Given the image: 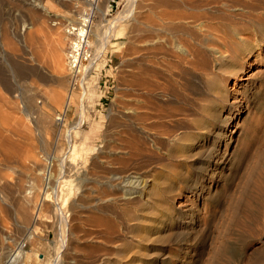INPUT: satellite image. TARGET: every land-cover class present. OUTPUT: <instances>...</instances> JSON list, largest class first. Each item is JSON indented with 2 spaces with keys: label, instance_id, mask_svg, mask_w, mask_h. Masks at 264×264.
Listing matches in <instances>:
<instances>
[{
  "label": "rangeland",
  "instance_id": "rangeland-1",
  "mask_svg": "<svg viewBox=\"0 0 264 264\" xmlns=\"http://www.w3.org/2000/svg\"><path fill=\"white\" fill-rule=\"evenodd\" d=\"M101 1L91 20L98 37L92 36L89 53L81 51L80 63L70 68L67 57L76 37L66 39L65 30L89 10L84 0H0V73L6 78L0 80V105L5 124L18 127V193L35 181L39 204L54 186L64 219L73 220L76 230L68 240V222L49 207L48 197L37 235L30 237L19 224L16 201L0 197V264L17 246L15 264H264V0H241L246 16L239 20L252 37L250 50L256 49L255 34L263 41L261 56L240 50L242 66L230 63L225 70L211 48L217 43L198 45L202 33L195 24L190 25L199 40L176 33L155 39L171 37L190 54L171 49L164 58L143 48L136 54L134 19L143 22L148 13L153 19L163 9L160 0ZM219 6L206 8L219 17L206 22L209 29L228 13ZM182 22L187 26L188 20ZM20 64L46 71L48 82L12 77V67ZM61 77L72 82L66 84L71 89L57 87ZM81 113L83 122L75 129ZM47 161L51 183L50 175L45 182L37 175ZM6 171L0 178L14 184L15 176ZM133 178L144 183L135 187ZM63 179L70 181L65 185ZM85 193L92 199L80 208Z\"/></svg>",
  "mask_w": 264,
  "mask_h": 264
},
{
  "label": "bare ground",
  "instance_id": "bare-ground-1",
  "mask_svg": "<svg viewBox=\"0 0 264 264\" xmlns=\"http://www.w3.org/2000/svg\"><path fill=\"white\" fill-rule=\"evenodd\" d=\"M86 5H88L89 7V10H86V11H83L82 13V10L79 11V13L82 15H79V21L75 23V25L73 24L74 27H68L66 28L65 30V34H66V39H70L73 38V36H75L76 38L72 40V44H71V51L68 53V65L70 68H72L73 66H76L77 63H80V60H79V56L82 55L83 51L85 53H87L88 51L91 50L92 48V45L94 43V40H92V36H95L96 38L98 37V34L95 33V30H94V27H93V24H92V16L94 14V11H101V2H99L96 6H94V3H92L93 0H84ZM155 2V1H154ZM33 5H34V2H32ZM143 3V2H142ZM153 3V1H152ZM148 4V3H147ZM162 6V11L161 12H158L156 13L157 17H158V20L156 21V17L154 19V15L153 16V19H152V16H150V14L148 13L144 19L143 22H141L139 19H134V26H133V29H134V32H137V36H136V40H135V44H136V48H137V51H136V54L137 52H139L138 50L143 48V50L147 53H150V54H158V55H163V57H167L170 55L169 53L171 52V49L172 51L174 52L175 50L174 49H177L176 51L177 52H180L182 54H190V52L192 51H188L186 50L185 48H183L182 46V43H178L177 42H172L171 40V37L169 39L166 38L165 42H160V41H156L155 39L157 40H161L163 37H165V35L169 34L170 36H175V33H176V36L177 34L180 36H184V35H187L191 40H193L195 37H197L195 35V31L193 32V29L191 27L190 24H195L194 26H196L197 28H199V33L201 32L202 33V36H200V38L202 37V40L200 39V44L199 41H198V45H201L202 47H204V49H208L207 48V43L210 42V41H213L215 43H217V48H216V45H215V50L213 49V47H210L212 48V51L214 52V55H216L215 57L217 58L218 62H219V67L221 69H226V65L227 64H230L232 63L233 67L235 68H238L239 66H242L240 65L241 61L244 60L243 58H241V55H238L239 51L241 50L242 52H246L248 51L251 56L252 54V57H257L259 58L261 56V45L263 43V41H261L259 38H258V35L255 34V47H256V51L257 52H254L252 50H250V44H251V36H248L244 33V24H241V22L239 20H242L244 21V17L246 16L244 13V10L242 8H240V5H242V1L241 0H160V3ZM220 5L226 12V17L225 18H220L221 19V22L219 23L220 25L217 26L216 28H212V29H209L206 27V22H210V21H216L219 17L217 18H214V15L212 14L213 12H211V14L208 12V6L210 7V5L214 6V5ZM40 8H43L44 9V5L42 4H39ZM219 6V7H220ZM238 6V8H236ZM243 6V5H242ZM133 7V6H132ZM156 7V6H155ZM218 8V6H216ZM220 7V9H221ZM148 8V7H147ZM152 8V7H151ZM160 8V7H159ZM213 7H211L212 9ZM215 8V7H214ZM213 8V9H214ZM243 8H246V6L244 5ZM156 9V8H155ZM210 9V8H209ZM210 9V10H211ZM150 12L152 11V9L149 10ZM85 12V14H84ZM154 12V10H153ZM152 12V13H153ZM78 13V11H77ZM78 13V14H79ZM122 13V12H121ZM209 13V14H208ZM155 14V13H154ZM223 14V13H222ZM124 16V15H123ZM129 17V16H128ZM136 17V16H135ZM248 18L250 19L249 22H251V18L250 16H248ZM133 19V18H132ZM188 20L187 22V26L186 24H184V22L182 21H186ZM76 21V20H75ZM199 23L198 25H196V23ZM178 23V24H177ZM57 24V23H56ZM25 26V25H24ZM42 26V25H41ZM186 26V27H184ZM190 26V27H189ZM52 27L55 28V26L52 25ZM115 28V27H114ZM195 28V27H194ZM27 29V28H26ZM60 29V28H57V30ZM132 29V30H133ZM46 30V29H45ZM54 30V29H53ZM56 29L54 30V33L55 35H58L56 34L55 31H57ZM61 30V29H60ZM59 30V32H60ZM197 30V29H196ZM62 31V30H61ZM246 31V29H245ZM51 32V30H50ZM49 32V33H50ZM133 32V31H132ZM141 32V33H140ZM198 32V31H197ZM7 33V32H6ZM58 33V31H57ZM63 34V33H62ZM135 34V33H134ZM172 34V35H171ZM169 35H167V37H169ZM4 36V35H3ZM59 36V35H58ZM177 36V37H179ZM195 36V37H194ZM62 37V36H61ZM60 37V38H61ZM176 37V38H177ZM59 38V37H58ZM134 38V37H133ZM175 38V37H174ZM198 38V37H197ZM4 39H6V37H4ZM9 39V38H8ZM63 39V38H62ZM61 39V40H62ZM10 40V39H9ZM133 40V41H134ZM175 40V39H174ZM197 40V39H196ZM199 40V38H198ZM8 41V40H7ZM69 40H67L68 42ZM142 41H145L146 44L145 46H139L138 43L142 42ZM162 41V40H161ZM197 42V41H196ZM27 43V42H26ZM63 43V42H62ZM65 43V42H64ZM165 43V44H164ZM212 43V42H211ZM211 43H208V44H211ZM12 44V43H11ZM57 46H58V43L56 42ZM204 46H203V45ZM60 45V52H63V47L64 46H61ZM192 45V44H191ZM195 45V44H194ZM207 45V46H205ZM9 46V44H8ZM55 46V47H57ZM169 46V47H168ZM190 47V46H189ZM201 47V48H202ZM206 47V48H205ZM145 48V49H144ZM191 48V47H190ZM57 49V48H56ZM134 49V48H133ZM200 49V48H199ZM136 50V49H135ZM196 50V49H195ZM6 51V50H5ZM82 51V52H81ZM143 51V52H144ZM54 52H56L54 50ZM142 52V50L140 51ZM200 52V51H199ZM254 52V53H252ZM82 53V54H81ZM89 53V52H88ZM176 53V52H175ZM196 53V52H195ZM198 53V52H197ZM201 53V52H200ZM57 54V53H56ZM246 54V53H245ZM256 54V55H255ZM33 55V54H32ZM86 55V54H85ZM174 55V54H172ZM255 55V56H253ZM34 56V55H33ZM56 56V55H55ZM138 56V55H137ZM177 55H175L174 57H176ZM180 56V55H179ZM183 56V55H182ZM198 56V55H197ZM211 56V55H210ZM246 56V55H245ZM61 58V63H62V67L61 65H59L61 67V69L63 70V60H64V57L62 54H59V56ZM172 57V56H171ZM190 57V56H189ZM199 57V56H198ZM203 57V56H202ZM5 58V57H4ZM94 58V57H93ZM170 58V56H169ZM25 60V59H24ZM59 60V59H58ZM169 60V59H168ZM200 60V59H199ZM236 60H240L239 63L236 61ZM57 61V60H56ZM60 61V60H59ZM94 61V60H93ZM181 61V60H180ZM203 61V60H202ZM249 61V66L252 65V62ZM261 62H263V60H260ZM83 62V61H82ZM200 62V61H199ZM211 62V61H210ZM217 62V63H218ZM27 63V62H26ZM58 63V62H57ZM198 63V62H197ZM204 63V62H203ZM214 63V62H213ZM234 63V64H233ZM191 64V63H190ZM24 65V64H23ZM23 65H18V69H15V66L12 67V77H17L18 75L22 78V80H29L30 78L34 77V79L36 78L38 81L40 82H43V83H46L48 82V73L45 71L44 73H39L38 72V68L35 69V67L29 69ZM67 65V63H66ZM79 65V64H78ZM92 65H93V62L88 64L87 67H84V71H89L91 68H92ZM193 65V64H192ZM210 65V64H209ZM197 66V65H196ZM208 66V65H207ZM58 67V68H60ZM67 67V66H66ZM14 68V69H13ZM83 68V67H82ZM169 68V67H168ZM194 68V67H193ZM210 68V67H209ZM177 69V68H176ZM201 69V68H200ZM220 69V70H221ZM1 70V69H0ZM57 69H55L56 71ZM179 70V69H178ZM233 70V69H232ZM64 71V70H63ZM69 71V69H68ZM219 71V70H218ZM2 72V70L0 71ZM58 73L62 72L59 70L57 71ZM174 72V71H173ZM220 72V71H219ZM68 72H66L67 74ZM225 73L226 75V72H223ZM232 73L234 74V76L238 79H241L239 81H242V77H240V70H236L235 72L232 71ZM65 74V73H64ZM69 74V73H68ZM220 74V73H219ZM61 75V73H60ZM63 75V73H62ZM71 75V73H70ZM4 76V74H3ZM1 73H0V80L4 81V78ZM56 76V75H55ZM64 76V75H63ZM68 75H66L67 77ZM77 76V75H76ZM75 76V77H76ZM79 76V75H78ZM175 76V75H174ZM69 78V77H67ZM66 78V79H67ZM78 78V77H76ZM80 78V77H79ZM35 79V80H36ZM59 79V78H58ZM64 77H61L60 80H56V84H57V87L59 89H64L66 88L65 86H68L66 85L67 83H71V81L69 82H66L65 83V80ZM70 79H73L70 78ZM141 79V78H140ZM53 81H55L54 78H52ZM51 80V81H52ZM77 80V79H75ZM19 81V80H18ZM50 81V80H49ZM79 81V80H78ZM138 81V80H137ZM29 82V81H28ZM154 82V81H153ZM224 82V81H223ZM52 83V82H51ZM54 83V82H53ZM69 83V84H70ZM74 83V82H73ZM3 84V83H2ZM9 84V83H8ZM28 84V83H27ZM37 84V83H36ZM75 84V83H74ZM214 84V83H213ZM42 85V84H40ZM218 85V84H217ZM6 86V85H5ZM9 86V85H8ZM55 86V85H54ZM72 86V85H71ZM216 86V85H215ZM70 87V86H68ZM139 87V86H138ZM167 87V86H166ZM212 87V86H211ZM56 88V87H55ZM75 88V87H74ZM214 88V86H213ZM69 89V88H67ZM71 89V87H70ZM69 89V90H70ZM69 90H66V91H69ZM131 90V89H130ZM166 90V89H165ZM71 93H72V96L75 94L74 90H70ZM69 91V92H70ZM74 91V92H73ZM133 91V90H132ZM136 91V90H134ZM141 91V90H140ZM61 91L59 90V95H61L60 93ZM143 92V91H142ZM165 92V91H163ZM70 93V94H71ZM74 93V94H73ZM136 92H134L135 94ZM47 94V93H46ZM69 94V96H70ZM138 94V92H137ZM136 94V95H137ZM159 94V93H158ZM166 94V93H164ZM77 95V94H76ZM1 96V95H0ZM58 96V94H57ZM63 96V95H61ZM68 96V97H69ZM72 96L70 97L72 99ZM84 97V100H85V94L82 95ZM81 96V97H82ZM135 96V95H133ZM48 97H50V95H48ZM59 97V96H58ZM80 97V99H81ZM137 99L139 96H136ZM135 97V98H136ZM149 97V96H147ZM2 98H4L2 96ZM146 98V97H145ZM140 99V97H139ZM147 99V98H146ZM154 99V98H152ZM168 99V98H167ZM70 100V99H69ZM73 100V99H72ZM150 100V99H149ZM81 101V100H80ZM135 101V99H134ZM139 101V100H138ZM71 102V101H70ZM72 102H75V100H73ZM84 102V101H83ZM149 102V101H148ZM154 102V101H153ZM4 103V102H3ZM57 103V102H55ZM59 103V102H58ZM57 103V104H58ZM130 103V102H129ZM146 103V102H145ZM144 103V105H145ZM151 103V102H150ZM61 104V103H60ZM73 104V103H72ZM4 105V104H3ZM66 105V109H68L67 107L69 106V104H65ZM71 105V104H70ZM146 106H149L147 105L146 103ZM5 110V109H3ZM2 110L1 112V105H0V157L2 158L1 161H0V170L4 169L7 170V171H11L13 175H11L10 173V176L14 178L15 180V183L12 184L10 182L9 185L8 183L5 181V179H2L0 178V193H1V196L2 197V200L1 202L4 201V198L6 201H8L9 199L12 198V201H16L14 204V211L16 213V215L20 218V222L19 224H21V227H23V229L25 230L24 232H26L30 237H32L33 235L36 234V226L37 224H39L42 220V218L44 217V211H45V207H47V204L45 203L46 201H48V197H51L52 199V202L49 205L50 208H53L54 210L57 209L56 213L58 212L59 214V217L61 216V218L63 217V220H65V222L67 223L68 225V234H69V239L70 240V237L73 236L75 237V233L73 228L71 227L70 223L71 221L73 220H68L66 217L64 219V214H62L63 212L60 210L59 206H58V201H61L60 199V195H56V190L54 189V186H53V190L50 194H46L47 197H44V195H42L44 198H42V202L41 203H36L35 202V192H37V186L34 185L35 184V181H30L29 183V186L26 185V187L20 191V193H18V169H17V166H18V139L17 140H14L13 137H17L18 138V127L16 125H9L8 126L5 124V122L3 121L2 117L4 118V116L2 115V113H4V111ZM133 110V109H132ZM64 111V110H63ZM85 111V109H84ZM37 112H40V115H41V111H37ZM67 111L65 110V112L63 113H66ZM81 112H83V109L81 110ZM120 112V111H119ZM154 112V111H153ZM132 113V112H131ZM130 113V114H131ZM134 115L136 114V111L134 109L133 111ZM132 113V115H133ZM143 113V112H142ZM166 113V112H165ZM5 115H7V113L5 112L4 113ZM38 114V113H37ZM138 114V113H137ZM153 114V113H152ZM168 114V113H167ZM38 115V116H40ZM43 115V114H42ZM84 114L81 113V116H80V120L77 121V125L74 127L75 129H79L81 127V124L83 122V116ZM44 116V115H43ZM166 116V115H165ZM46 117V116H45ZM133 117V116H131ZM6 118V117H5ZM42 118V116H41ZM40 118V119H41ZM43 119V118H42ZM60 119V118H59ZM58 119V120H59ZM123 120V119H122ZM129 120V119H128ZM48 121V120H47ZM45 123V121H44ZM153 123V122H152ZM43 124V123H42ZM43 127V126H42ZM51 128V127H50ZM148 129V128H147ZM39 131V130H38ZM73 132V131H72ZM71 132V133H72ZM73 134V133H72ZM73 136V135H72ZM69 137V136H68ZM149 138V137H148ZM57 139V138H56ZM69 139V138H68ZM17 141V142H16ZM69 144V147L70 149L72 150V148L74 147V139H70V140H67ZM71 141V142H70ZM63 142V141H62ZM155 142V141H154ZM61 143V142H60ZM76 147V146H75ZM150 147V146H149ZM161 147V146H160ZM69 149V150H70ZM47 160V159H46ZM50 160V158H49ZM56 160L55 162L57 163V161L59 162H62V159L59 160V157H54L53 158V161ZM43 162V161H42ZM52 163L50 162H45V164H42L41 167V171L39 173H37L38 177L41 178V180L43 179V181L45 182L47 180L46 176H48V174L50 175L52 172L50 171V168H51V165ZM54 164V163H53ZM65 164V162H64ZM17 165V166H16ZM56 165V164H55ZM59 165H61L63 167V165L60 163ZM54 166V165H53ZM37 168H38V165H37ZM64 168V167H63ZM4 171H0L1 174L4 173ZM6 171V172H7ZM67 171V170H66ZM69 171V170H68ZM3 172V173H2ZM8 173V172H7ZM62 173V172H61ZM70 173V171L68 172ZM9 175V174H8ZM7 175V177H8ZM52 175V174H51ZM49 176V182L51 183V178L52 176ZM67 175V174H66ZM54 177V176H53ZM62 178V177H61ZM8 180V178H6ZM38 179V178H37ZM37 179H34V180H37ZM134 180H132V183L131 181H129L132 185H134L135 187H139L142 183H144V180H141L140 178H133ZM131 180V179H130ZM60 181V180H58ZM70 180L68 179H63V183H65V185H67L69 183ZM127 181V180H126ZM39 182V181H37ZM53 183V182H52ZM12 184V185H11ZM56 184V183H55ZM61 184V183H60ZM129 184V183H127ZM45 185L48 186V182L45 183ZM130 185V184H129ZM137 185V186H136ZM118 186V185H117ZM59 188V187H58ZM45 192V191H44ZM128 195H133L134 193L132 192H127ZM20 195V196H18ZM51 195V196H50ZM56 195V196H55ZM41 196V194H40ZM18 197L20 199L21 202H19V205H18ZM127 197V196H126ZM130 197V196H129ZM132 197V196H131ZM7 198V199H6ZM97 198V196H96ZM91 197L89 196V194H82V198L80 199L82 202H80V200H78L80 202L79 205H76V206H79L80 208L85 205L86 203H89L88 201L91 202ZM50 200V199H49ZM68 200V199H66ZM10 201V202H12ZM40 201V200H39ZM62 202V201H61ZM67 204H69V200L68 202L65 201ZM64 202V203H65ZM6 203V202H5ZM60 203V202H59ZM93 203V202H92ZM10 206V205H9ZM65 206V205H63ZM12 207V206H11ZM12 209V208H11ZM62 209V207H61ZM13 213V212H12ZM77 213V212H76ZM75 213V214H76ZM74 214V215H75ZM2 216V215H1ZM79 216V214L75 215V217L73 218L74 220L76 219L77 220V217ZM17 217V218H18ZM79 218V217H78ZM72 219V218H71ZM98 219V218H96ZM116 219V218H115ZM68 220V221H67ZM96 221V220H95ZM99 222V221H98ZM107 223V222H106ZM73 224V223H72ZM110 225V223H108ZM121 225V224H120ZM118 226V225H117ZM20 227V226H19ZM79 227V226H78ZM100 228V227H99ZM115 229V228H114ZM76 231V230H75ZM109 231V230H108ZM115 231V230H114ZM38 232V231H37ZM78 232V231H77ZM81 232V231H80ZM37 235V234H36ZM26 238V237H25ZM80 239V238H79ZM104 240V239H103ZM75 241H78L75 240ZM74 241V242H75ZM106 241V240H105ZM109 241V240H108ZM76 245V244H75ZM74 245V246H75ZM72 246V243L70 244L69 247ZM68 247V248H69ZM89 248H91V246L88 245ZM2 249V247H1ZM67 247L65 245L64 247V250L65 251L64 253H66V255H69V252L66 251ZM6 250V249H5ZM76 250V249H75ZM90 250V249H88ZM4 253H6L4 251ZM14 253V252H13ZM13 253H12V249H8L7 251V254L5 256V258H7L5 260V264H12L13 261L15 260L14 256H13ZM19 254V253H18ZM71 255V253H70ZM2 254L0 253V258H3L4 256H2ZM18 256V255H17ZM72 256V255H71ZM70 256V257H71ZM61 257V256H60ZM68 260V259H67ZM100 262H103V261H100ZM58 263V262H57ZM4 264V263H3ZM15 264V263H13ZM66 264V263H65Z\"/></svg>",
  "mask_w": 264,
  "mask_h": 264
},
{
  "label": "built area",
  "instance_id": "built-area-1",
  "mask_svg": "<svg viewBox=\"0 0 264 264\" xmlns=\"http://www.w3.org/2000/svg\"><path fill=\"white\" fill-rule=\"evenodd\" d=\"M100 2V0H93L92 1V3H94V6H96L98 3ZM96 11V10H95ZM63 116H65V115H63ZM60 118V119H59ZM58 119V121L59 122H63V120H64V118H62L61 116L59 117ZM48 176H49V174H48ZM48 176H46V178L48 177ZM49 178H47V180H48ZM47 186V185H46ZM51 187V186H50ZM50 187H46L47 189L48 188H50ZM20 247H25V244H21L20 245ZM14 252V253H13ZM12 253H13V256H14V258H16L17 257V255H18V246L16 247V248H14L13 250H12Z\"/></svg>",
  "mask_w": 264,
  "mask_h": 264
}]
</instances>
